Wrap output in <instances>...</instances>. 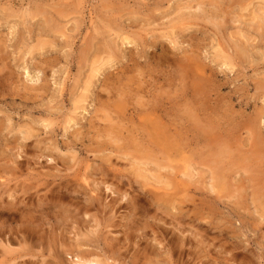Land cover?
Instances as JSON below:
<instances>
[{"label": "rangeland", "instance_id": "374dc122", "mask_svg": "<svg viewBox=\"0 0 264 264\" xmlns=\"http://www.w3.org/2000/svg\"><path fill=\"white\" fill-rule=\"evenodd\" d=\"M261 16L264 0H0V264H264ZM103 164L124 175L109 189ZM181 184L161 210L133 199Z\"/></svg>", "mask_w": 264, "mask_h": 264}, {"label": "bare ground", "instance_id": "6f19581e", "mask_svg": "<svg viewBox=\"0 0 264 264\" xmlns=\"http://www.w3.org/2000/svg\"><path fill=\"white\" fill-rule=\"evenodd\" d=\"M206 2V1H205ZM196 5V4H195ZM204 4H202V3H197V7L198 8H201L202 6H203ZM209 6H210V8H212L211 6H214L215 8H218L219 6H217V5H214L213 3H209L208 4ZM193 8V7H192ZM194 8H196V7H194ZM206 8V7H205ZM220 8V7H219ZM197 9V8H196ZM204 9V8H203ZM203 9H200V10H202V11H205V9L203 10ZM192 11V10H191ZM260 11V10H259ZM212 12V11H211ZM210 14V13H209ZM214 14V13H213ZM218 13H216V15H217ZM257 14V13H256ZM215 15V16H216ZM261 15H262V13H261ZM196 16V15H195ZM219 16V15H218ZM218 19V18H217ZM222 20V19H221ZM215 21H219V19L218 20H214V22ZM226 23L227 22V19L225 18V19H223V21H220V22H215L218 26L219 25H221L220 23H222V24H224V23ZM47 23V22H46ZM255 24V23H254ZM192 25V24H191ZM256 27L254 28L255 29V31L256 32H258L259 34H260V36L262 35V36H264V16H261L260 17V22L259 23H257V25H255ZM252 27V26H251ZM250 28V27H249ZM250 30V29H249ZM251 30H253V27H252V29ZM250 30V31H251ZM249 32V31H248ZM124 35V34H123ZM125 39V38H124ZM126 39L128 40L129 38L126 36ZM44 42V41H43ZM124 44V43H123ZM115 54H113V56H114ZM232 55V54H231ZM110 56V55H109ZM234 56V55H233ZM111 57V56H110ZM234 57H236V55L234 56ZM115 61V60H114ZM234 63H236V62H234ZM232 64V63H231ZM234 65V64H233ZM192 66V65H191ZM98 69V68H97ZM100 69V68H99ZM95 70H96V68H95ZM95 74V73H94ZM90 82H92V81H90ZM143 82V81H142ZM122 84V83H121ZM91 88V87H90ZM129 92V91H128ZM120 93V92H119ZM157 94H158V92H156ZM155 93V94H156ZM123 94V93H122ZM130 94V93H129ZM120 95V94H119ZM131 95V94H130ZM84 96V95H83ZM143 96V95H142ZM85 97V96H84ZM123 97V96H122ZM128 97V96H127ZM132 97V96H131ZM140 97V96H139ZM144 97V96H143ZM87 98V97H86ZM167 99V98H166ZM132 102H133V100H131ZM171 101V100H170ZM142 103V102H141ZM133 104V103H132ZM149 104V103H148ZM156 104V103H155ZM79 107V106H78ZM78 107H77V109H78ZM121 107V106H120ZM152 107V106H151ZM146 108V107H145ZM192 108V107H191ZM190 108V109H191ZM83 109V108H82ZM150 109V108H149ZM186 109V108H185ZM140 110V109H139ZM154 110V109H153ZM141 111V110H140ZM146 111V110H145ZM191 110H189V112H190ZM132 112V111H131ZM153 112V111H152ZM190 114V113H189ZM155 116H156V114H155ZM157 116H160V115H157ZM188 116V115H187ZM75 120V119H74ZM78 120V119H77ZM157 120V119H156ZM159 120V119H158ZM166 121V120H165ZM186 121V120H185ZM146 122L147 121H145L144 123H145V126L144 125H142V126H144L143 128H145V129H147V133H148V136L150 137V139H149V141H150V145H153V148H155L156 150H159V151H161V152H166V151H172V150H174V148H173V144L171 143V142H169V141H163V139L160 137V133H162V131L163 130H161L160 132H159V126L157 125V123H158V121H157V123H154V122H147V124H146ZM188 122V121H187ZM202 122V121H201ZM121 123V122H120ZM175 123V122H174ZM158 124H162L161 122L160 123H158ZM186 124V123H185ZM111 124H109V126H110ZM147 125V126H146ZM114 126V125H113ZM123 126V125H122ZM167 126V125H166ZM165 125H164V127H166ZM106 128V127H105ZM148 129H151V131H149ZM164 129V128H163ZM101 130V129H100ZM113 130V129H112ZM116 130V129H115ZM107 131H109V130H107ZM106 131V132H107ZM100 132H104V131H100ZM106 132H105V134H103V135H106ZM142 132V131H141ZM116 133H118V130H117V132ZM143 133V132H142ZM30 134V133H29ZM108 134V133H107ZM114 134V133H113ZM169 134V133H168ZM143 135H145V133H143ZM141 136L142 138L144 137V136ZM163 135H164V132H163ZM172 135V134H171ZM119 136V135H118ZM118 136H116V137H118ZM166 136V135H165ZM103 137H105V136H103ZM115 137V136H114ZM173 137V136H172ZM30 138V137H29ZM108 138V137H107ZM120 138V136L118 137V139ZM117 139V140H118ZM136 139H137V137H136ZM146 139V138H145ZM170 139H172V138H170ZM169 139V140H170ZM108 140H109V138H108ZM116 140V139H115ZM112 141V140H111ZM147 141V140H146ZM173 142V141H172ZM107 143V142H106ZM112 143V142H111ZM114 143H116V142H114ZM117 143H119L120 144V142L118 141ZM116 143V144H117ZM174 143V142H173ZM115 144V145H116ZM121 144H123V142L121 143ZM128 144V143H127ZM137 144V143H136ZM146 144V143H145ZM139 145H141L140 143H139ZM147 145V144H146ZM122 146L123 145H121V148H122ZM126 146V145H125ZM147 147V146H146ZM149 147H152V146H149ZM120 148V147H119ZM119 148H114L115 150L116 149H119ZM152 148V149H153ZM114 150V151H115ZM106 151V150H105ZM155 151V150H154ZM113 152V151H112ZM128 153V152H127ZM154 154V153H153ZM153 154H151V155H153ZM149 155H150V152H149ZM155 155V154H154ZM153 155V156H154ZM143 156V155H142ZM145 156V155H144ZM146 157V156H145ZM152 157V156H151ZM155 157V156H154ZM137 158V157H136ZM141 158V157H140ZM130 159V158H129ZM135 159V158H134ZM149 159H150V156H149ZM151 159H153V157L151 158ZM156 160V159H155ZM143 161V160H142ZM140 162V161H139ZM133 163V162H132ZM131 163V164H132ZM134 163H137V162H135L134 161ZM146 163H148V161L146 162ZM145 163V164H146ZM150 164V163H149ZM148 164V165H149ZM106 164H103L102 165V168H103V170H104V172L105 173H103V176H102V178H100L99 180H97V185L98 186H101V184L102 185H107V188L109 189V186L110 185H113V183H114V181H113V179H117V177H118V179H120L121 180V176H123L124 177V175L122 174H120L121 176H119L117 173H116V170L114 169V168H111V166H109V167H107V166H105ZM134 165V164H133ZM138 165V164H137ZM143 165V164H142ZM157 165V164H156ZM135 166V165H134ZM133 166V167H134ZM133 167H132V169H133ZM136 167V166H135ZM140 168V167H139ZM135 169V168H134ZM145 169V168H144ZM147 170V169H146ZM153 170V169H152ZM135 171H136V173H137V175H138V177H141V178H144V180L146 179V181L143 183V188L144 187H146L147 186V182H148V180L150 179L148 176H145V175H143V173L140 171V169H138V168H136L135 169ZM133 172H134V170H133ZM135 173V172H134ZM136 175V174H135ZM137 175H136V177H137ZM147 175V174H146ZM156 177L158 176V175H155ZM132 177V176H131ZM155 177V178H156ZM129 178V180H128V184H129V186H130V188H132L133 189V191H135V190H137L136 189V187H135V182L132 180L133 178H130V177H128ZM135 179V178H134ZM158 179V177L156 178V180ZM112 180V182H110ZM136 180V179H135ZM123 181V180H122ZM150 181V180H149ZM158 181V180H157ZM160 181V180H159ZM177 181V180H176ZM139 182V181H138ZM142 182V181H141ZM140 182V183H141ZM151 182V181H150ZM161 182V181H160ZM168 182V181H167ZM122 183V182H121ZM137 183V182H136ZM153 183H154V180H153ZM169 183H170V181H169ZM157 184V183H156ZM171 184V183H170ZM170 184H166V186L167 187H169L170 186ZM181 185H183L182 187H180V186H178V185H173L172 186V188L170 189V191L168 192V193H164L163 194V196H159V195H151V193L149 192V191H145L144 189V191L143 192H140L139 193V195H137V197H136V195H133V199H134V201H136V200H141V202L143 201V198L144 199H149V201H150V204L152 205H154V204H156L157 203V205L159 204V210H161L162 208H164V207H162V204L163 203H160V201H163L164 203H165V201H167L168 202V199L169 200H171L172 198H177V196L179 195V193L180 192H183V191H186V192H191V190H190V186L188 185V184H181ZM122 186H125V184H123ZM122 186L119 184V183H117L116 184V186H115V188H117L118 189V191L120 192V195H122V196H127V194H128V192L125 190V191H123L122 190ZM67 188V187H66ZM140 189V188H139ZM128 197V196H127ZM129 198V197H128ZM91 200H92V202L93 201H95V200H97V198L96 197H92L91 198ZM173 200H175V199H173ZM146 201V200H145ZM176 201V200H175ZM140 202V203H141ZM129 203V202H128ZM145 203V202H144ZM146 203H147V201H146ZM172 203V202H171ZM185 203V202H184ZM93 204V203H92ZM152 205V206H153ZM167 205V204H166ZM115 207V206H114ZM133 207V206H132ZM162 207V208H161ZM117 208V207H116ZM184 208V207H183ZM134 211V210H133ZM180 211V210H179ZM189 211V210H188ZM23 214V213H22ZM188 215V214H187ZM27 216V215H26ZM25 216V217H26ZM23 217V216H22ZM174 219H176V218H174ZM196 219V218H195ZM26 220H29L28 218L26 219ZM148 220V219H147ZM21 221H22V219H21ZM160 221V220H159ZM178 221V220H177ZM179 222V221H178ZM175 224V223H174ZM179 224V223H178ZM186 224V223H185ZM167 225H170V224H167ZM176 225V224H175ZM173 226V229H177V227L176 226ZM187 225V224H186ZM189 225V224H188ZM178 230H180L181 231V234H186L187 232L186 231H188V230H182V229H177V231ZM179 231V232H180ZM21 232V231H20ZM94 231L92 230V233H93ZM97 232V231H96ZM172 232H174L173 230H172ZM19 233V232H18ZM175 233V232H174ZM13 234V233H12ZM25 234V233H24ZM157 234V233H156ZM177 234V233H176ZM194 234V233H193ZM158 235H160V234H158ZM157 235V236H158ZM175 235V234H174ZM178 235V234H177ZM19 236V235H18ZM21 236H22V234H21ZM157 236H156V238H157ZM196 236V235H195ZM200 236V235H199ZM26 237H28V236H26ZM154 237H155V235H154ZM153 237V238H154ZM19 238V237H18ZM30 238V237H29ZM168 238V237H167ZM166 238V239H167ZM183 238V237H182ZM188 238H189V236H188ZM9 239V238H8ZM25 239V238H24ZM24 239H21V241L22 240H24ZM31 239V238H30ZM159 241V243L161 244L162 242H164V238H163V236H160L159 238H157ZM3 240V239H2ZM7 240V239H6ZM27 240V239H26ZM182 240H185L184 238L182 239ZM188 240V239H187ZM1 241V240H0ZM4 241V240H3ZM10 241V240H9ZM18 241H20V240H18ZM20 241V242H21ZM154 241V240H153ZM157 241V240H156ZM186 241V240H185ZM157 242V243H158ZM183 242V241H182ZM181 242V243H182ZM5 243V242H4ZM3 243V244H4ZM7 246L6 247H8L9 245H8V243L10 244V242H8V240H7ZM5 243V244H6ZM27 243V242H26ZM2 246H4L5 247V245H3L2 243H0ZM20 244V243H19ZM186 244V243H185ZM22 245V244H21ZM181 245V244H180ZM184 245V244H183ZM13 246V245H12ZM20 246V245H19ZM24 246V245H23ZM22 246V247H23ZM187 246V245H186ZM3 247V248H4ZM10 248H12L11 247V245L9 246ZM21 247V246H20ZM7 250L9 249V248H6ZM78 259H79V261L82 263V264H104L103 263V261L102 260H100V259H97V258H89L88 257V259H85V258H80V257H78Z\"/></svg>", "mask_w": 264, "mask_h": 264}]
</instances>
